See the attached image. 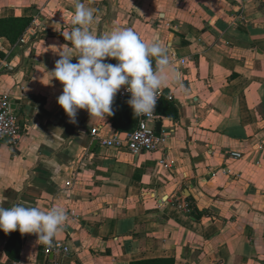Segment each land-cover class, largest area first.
I'll use <instances>...</instances> for the list:
<instances>
[{"label": "crops", "instance_id": "0c3cea01", "mask_svg": "<svg viewBox=\"0 0 264 264\" xmlns=\"http://www.w3.org/2000/svg\"><path fill=\"white\" fill-rule=\"evenodd\" d=\"M80 2L94 10L96 35L118 26L168 46L181 80L161 87L153 122L168 139L133 154L90 134L123 132L112 116L79 110L70 123L50 72L58 52L77 54L63 36L76 0H0V17L32 19L14 44L0 37V94L21 125L16 143L0 142V199L5 208L64 209L68 220L53 240L69 248L45 253L35 234L17 231L11 262L4 247L13 232L0 231V264H264V0ZM122 99L118 92L113 113Z\"/></svg>", "mask_w": 264, "mask_h": 264}, {"label": "clouds", "instance_id": "9594fccd", "mask_svg": "<svg viewBox=\"0 0 264 264\" xmlns=\"http://www.w3.org/2000/svg\"><path fill=\"white\" fill-rule=\"evenodd\" d=\"M93 20L94 10L76 0L73 27L63 36L77 54L58 52L60 58L50 72L52 79L63 85L57 103L70 123H77L79 110H86L91 119L105 120L113 115L114 98L124 88L131 94L127 103L134 114L150 116L161 87L169 81L179 84L181 80L180 72L172 66L168 46L159 41L147 43L133 29L118 26L98 36L89 28ZM73 57H78L76 63L72 62ZM107 59L117 63H108ZM80 139H85L83 133ZM4 201L0 199V231L5 234H35L37 242L50 246L68 220L65 210L59 207L44 211L15 203L5 208Z\"/></svg>", "mask_w": 264, "mask_h": 264}, {"label": "built area", "instance_id": "2783aa9c", "mask_svg": "<svg viewBox=\"0 0 264 264\" xmlns=\"http://www.w3.org/2000/svg\"><path fill=\"white\" fill-rule=\"evenodd\" d=\"M162 94L163 92L160 89L157 93V104L162 97ZM130 95L131 94L126 92L124 88H121L119 91L121 99L125 97L130 99ZM156 118L157 115L155 108L150 116H137V125L131 131H123L120 133L115 132L110 137H100L98 136L99 127H94L91 129L90 134L95 137L100 144L114 149H126L133 154L153 152L164 147L169 135L164 130L156 129L153 124ZM20 136L21 125L19 116L13 107V101L8 94L2 93L0 94V142L6 140L14 144ZM230 157L233 159H240L242 154L238 151H233L230 153ZM160 162L164 167H172L171 163L166 162L164 159ZM58 250L69 253V248L57 240H53L50 246H46L44 252L50 253ZM53 264L61 263L55 261Z\"/></svg>", "mask_w": 264, "mask_h": 264}, {"label": "trees", "instance_id": "16d2710c", "mask_svg": "<svg viewBox=\"0 0 264 264\" xmlns=\"http://www.w3.org/2000/svg\"><path fill=\"white\" fill-rule=\"evenodd\" d=\"M31 20L30 17H0V37H4L11 44H14L29 27ZM128 99L127 97L123 98L112 115V123L118 131H131L136 123L133 116L134 112L127 103ZM169 114L171 116L176 114L173 107H171ZM193 215L196 218L198 217L195 211ZM20 248L19 233L14 231L4 247L9 261L12 262L18 259ZM129 264H175V261L173 258H153L133 260Z\"/></svg>", "mask_w": 264, "mask_h": 264}]
</instances>
